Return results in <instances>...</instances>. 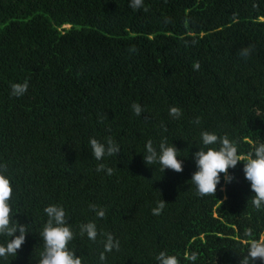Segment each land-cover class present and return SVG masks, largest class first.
<instances>
[{
    "label": "trees",
    "instance_id": "16d2710c",
    "mask_svg": "<svg viewBox=\"0 0 264 264\" xmlns=\"http://www.w3.org/2000/svg\"><path fill=\"white\" fill-rule=\"evenodd\" d=\"M130 3L0 0V165L12 215L29 225L17 255L0 264H39L50 205L64 207L82 264H159L161 251L180 264H240L248 241L264 238V207L251 203L243 163L229 170L231 183L221 176L215 196L201 197L190 181L202 132L227 135L242 154L264 140V0H143L147 11ZM248 45L255 51L241 58ZM25 81L26 94L13 97L11 85ZM109 137L120 154L97 161L89 141ZM149 140L157 151L174 144L183 172L146 165ZM99 163L114 174L98 173ZM88 222L119 241L103 262L105 238L79 234Z\"/></svg>",
    "mask_w": 264,
    "mask_h": 264
},
{
    "label": "clouds",
    "instance_id": "9594fccd",
    "mask_svg": "<svg viewBox=\"0 0 264 264\" xmlns=\"http://www.w3.org/2000/svg\"><path fill=\"white\" fill-rule=\"evenodd\" d=\"M130 7L134 10L144 8L143 0H131ZM255 51L254 45H248L239 50L238 55L241 58H248ZM194 70H199L200 64L197 62L193 65ZM28 81L24 83H14L11 85V95L13 97H22L28 89ZM132 111L136 116H140L143 112L141 105L133 103ZM169 115L173 119H179L182 116V110L176 106L169 109ZM199 124L200 118L194 121ZM202 143L205 148L192 154L196 165V171L191 176V182L195 185L197 193L203 197L213 195L217 192V186L221 184V176L223 175L226 184L231 183L235 178L229 174L230 169H235L238 164L243 163V173L245 179L250 182L251 191L254 196L251 203L256 209L264 207V140H258L253 144V151L242 154L238 151V142L229 139L227 135L218 136L215 133L204 131L201 133ZM90 146L92 154L97 161H102L106 156L112 157L120 154V146L109 137L105 143L91 138ZM219 144L220 147H209L210 145ZM146 154L143 159L146 165L150 166L158 163L161 171L171 170L176 173H182L184 170L183 159H180L178 150L174 144L169 145L167 141H162L159 145V151L153 146V142L149 140L146 143ZM96 171L106 172L111 176L114 169L108 167L104 163H99ZM225 191V189H221ZM14 189L11 178L8 175L6 165H0V236L10 237L6 244H0V257L16 256L18 250L26 242V236L29 234V225L21 224L12 215V199ZM227 197H225L226 199ZM222 202V201H221ZM167 203L162 199L158 205L152 209L153 215H160ZM90 210L95 212L99 219L106 217V210L97 205H89ZM48 220L43 227L41 237L43 242V252L39 264H82V257L77 256L69 245L75 239L71 225L68 223L66 211L61 205H50L44 209ZM252 229L245 231V235L251 237ZM87 234V237L96 241L98 235L104 237V251L100 254V260L106 259L105 253H110L114 249L120 250L119 241L116 240L111 233L98 232L95 222H88L79 226L80 236ZM247 254L243 256L240 264H256L259 260L264 262V238L250 239L248 241ZM198 254L192 252L186 256L192 262L197 260ZM156 260L159 264H180L179 258L175 255H169L166 251H161Z\"/></svg>",
    "mask_w": 264,
    "mask_h": 264
}]
</instances>
